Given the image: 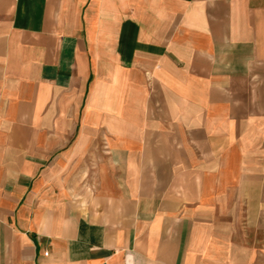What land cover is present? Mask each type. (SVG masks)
Masks as SVG:
<instances>
[{
    "label": "crops",
    "instance_id": "obj_1",
    "mask_svg": "<svg viewBox=\"0 0 264 264\" xmlns=\"http://www.w3.org/2000/svg\"><path fill=\"white\" fill-rule=\"evenodd\" d=\"M0 264H264V0H0Z\"/></svg>",
    "mask_w": 264,
    "mask_h": 264
}]
</instances>
